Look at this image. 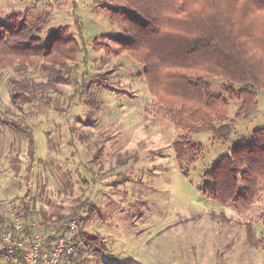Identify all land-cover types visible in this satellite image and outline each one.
I'll use <instances>...</instances> for the list:
<instances>
[{
	"label": "rangeland",
	"instance_id": "1",
	"mask_svg": "<svg viewBox=\"0 0 264 264\" xmlns=\"http://www.w3.org/2000/svg\"><path fill=\"white\" fill-rule=\"evenodd\" d=\"M108 5L124 1L0 0L3 19L16 15L35 22L48 17L41 34L44 45L51 32L67 25L69 35L83 38L88 48L78 67L66 72L69 81L61 85V94L53 89L39 92L48 103L16 107L11 83L47 82L54 74L40 67L0 70V214L14 217L27 203L34 215L22 221L39 225L45 212L59 204L65 212L73 211L86 194L97 209L85 229L100 235L107 248L106 254L89 251L86 264H112L111 259L264 264V187L246 208L220 203L204 193L213 187L204 177L211 165L235 144L253 143V131L264 129V90L258 92V107L248 118L237 119L241 103L230 102L233 131L227 142L207 133L193 134L189 140L202 149L178 160L173 144L184 132L151 95L144 66L115 52L118 47L113 44L109 50L96 48L95 40H104V34H125L110 19ZM210 83L213 94L223 93L222 78ZM15 124L28 125L33 132L32 161L28 134L15 130ZM248 224L256 233L257 246L248 240ZM9 228L6 222L0 225V236ZM2 245L0 239V264H9Z\"/></svg>",
	"mask_w": 264,
	"mask_h": 264
},
{
	"label": "trees",
	"instance_id": "2",
	"mask_svg": "<svg viewBox=\"0 0 264 264\" xmlns=\"http://www.w3.org/2000/svg\"><path fill=\"white\" fill-rule=\"evenodd\" d=\"M123 1L124 5H108L106 10L125 34H104L101 36L104 40H95L96 48L108 49L113 44L118 47L115 52L127 54L144 66L145 83L151 95L184 132L173 144L177 159L202 149L200 144L189 140L193 134L207 133L213 140L227 142L233 131L230 102L241 103L237 119L248 118L258 107V92L264 90V0ZM48 21V17L35 22L16 15L0 17V70L40 67L55 75L40 83L13 79L11 100L18 108L36 101L48 103L39 95L40 91L53 89L61 94V85L69 81L66 72L78 67L80 57L88 54L85 40L69 35L67 25L51 32L44 45L41 34ZM75 23L81 32L82 25L77 20ZM216 77L225 82L220 95L211 90L210 80ZM14 129L28 134L32 161L31 128L15 124ZM253 137V143L235 144L229 154L220 156L211 165L204 177L213 187L204 193L223 204L232 202L238 208L255 203L264 187V129H255ZM85 195L77 200L79 206L73 211L67 213L59 204L41 216L39 232L42 239L46 237L44 242L53 241L50 229L55 228L57 234L70 220L78 218L79 229L74 238L78 245L73 253L65 255L63 264H86L89 251L107 253L103 238L85 229L97 209L90 195ZM85 212L88 216L80 217ZM30 213V205L24 203L23 211L14 217L0 214V225L6 222L11 227L16 217L22 221ZM247 229L250 244L257 246L252 225L248 224ZM112 264L141 263L131 259Z\"/></svg>",
	"mask_w": 264,
	"mask_h": 264
},
{
	"label": "built area",
	"instance_id": "3",
	"mask_svg": "<svg viewBox=\"0 0 264 264\" xmlns=\"http://www.w3.org/2000/svg\"><path fill=\"white\" fill-rule=\"evenodd\" d=\"M15 219V223L0 236L4 258L9 264H63L65 255L77 248L74 238L79 229L78 219L72 220L57 234L54 229L51 230L49 233L54 236L52 242L42 240L41 233L36 229L38 223L33 222L29 226L18 217Z\"/></svg>",
	"mask_w": 264,
	"mask_h": 264
},
{
	"label": "crops",
	"instance_id": "4",
	"mask_svg": "<svg viewBox=\"0 0 264 264\" xmlns=\"http://www.w3.org/2000/svg\"><path fill=\"white\" fill-rule=\"evenodd\" d=\"M133 260H136V261L140 262L141 264H143L142 261H141L140 259H133ZM110 261H111L112 263H117V262H123V259L120 260V261H119V259H111Z\"/></svg>",
	"mask_w": 264,
	"mask_h": 264
}]
</instances>
